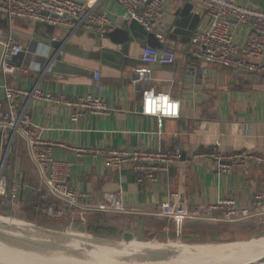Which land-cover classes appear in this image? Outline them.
<instances>
[{"label":"crops","instance_id":"0c3cea01","mask_svg":"<svg viewBox=\"0 0 264 264\" xmlns=\"http://www.w3.org/2000/svg\"><path fill=\"white\" fill-rule=\"evenodd\" d=\"M235 1L264 10V0ZM93 2L96 9L107 15L113 28L124 25V9L115 0ZM189 4L183 0H168L158 28L166 33L164 27L169 25L170 16ZM201 9L204 8L200 4L192 5V11L201 17L199 26L203 22ZM6 29H11L15 40L23 44V51L12 60L13 73L4 79L0 72V99L3 85L28 92L18 98L19 108L25 109L31 127L40 133L44 141L41 147L50 145L55 158L71 163L68 181L74 189L85 194L84 202L101 205L106 203L107 194L120 195L126 213L95 215L102 224L114 230V235L130 230L139 238L155 234L156 240L164 241L173 237L176 234L173 222L156 215L157 205L171 192H179L188 206L205 207L225 197H233L239 205L250 206L253 195L264 189L262 166L251 165L246 173L238 168L221 172L219 161L194 157V153L216 149L224 152L252 150L264 154L263 74L240 73L216 64L195 62L189 53V38L168 39L157 33H154L156 44L176 52L171 65L144 64L140 59L143 46L135 42L128 44L125 54H118L122 47L113 45L107 38L98 39L96 31L76 30L68 42L84 51L104 54L103 58L96 60L67 52L56 53L48 42L65 37L68 29L21 18L7 22L3 15H0V55L4 43L2 32ZM247 29L232 22L233 39L238 46L243 45ZM95 72L100 74L101 97L108 106L105 114H89L79 106L58 100L63 97L70 101L95 93ZM146 90L176 98L178 117L158 119L141 114ZM34 93L49 94L54 99L38 98ZM75 113L79 114L74 118ZM98 147H179L182 155L161 182L138 183L131 165L111 168L104 165L101 156L81 153L84 149ZM23 150L26 161L21 164L20 176L34 172L24 142ZM14 154L16 156L15 150ZM15 174L12 180L16 179ZM33 178L37 180L34 175ZM18 181L24 183L21 177ZM39 187L38 184L34 187L27 200H37ZM19 212L26 213L27 209L22 207ZM30 216L38 221L44 219L34 214ZM190 226L191 221L183 223L181 233L202 234L200 229ZM247 231L243 229L239 233L247 234ZM220 234L223 236V232Z\"/></svg>","mask_w":264,"mask_h":264},{"label":"built area","instance_id":"2783aa9c","mask_svg":"<svg viewBox=\"0 0 264 264\" xmlns=\"http://www.w3.org/2000/svg\"><path fill=\"white\" fill-rule=\"evenodd\" d=\"M124 9L122 20H135L146 31L158 25L168 0H115ZM190 4H200L203 17L189 39V53L195 62H206L234 70L242 69L264 75V10L248 7L235 0H183ZM0 12L7 22L21 18L31 23L41 22L68 30L96 31L99 34L113 30L107 15L96 9L93 0H0ZM201 21V17H200ZM232 22L247 27L242 46H238L232 33ZM199 26V27H198ZM4 38L0 55V72L5 79L15 71L12 60L23 51V44L16 41L11 29L2 32ZM146 65H171L176 52L169 47L145 45L140 53ZM99 72L94 73L96 92L80 96L75 100L60 102L79 106L89 114H105L108 106L101 97L103 86L99 83ZM28 92L14 90L3 85L0 99V208L13 214L23 207L21 191L24 183L12 180L9 183V151L14 138L19 137L25 144V151L35 172L39 187L38 198L31 203V210L47 220L84 225L88 218L96 214L126 213L122 199L116 192L106 195V203L101 205L84 202L85 194L69 184L71 163L54 157L51 146L42 148L44 141L38 131L31 127L25 109L19 108L18 98ZM38 98L54 99L49 94L34 93ZM140 112L144 115L175 118L179 115V101L154 90L143 93ZM81 113V112H80ZM79 113H75V118ZM12 132V137L8 133ZM41 147V148H40ZM93 157L101 156L104 165L121 168L131 165L138 183L157 184L167 175L169 169L180 161L179 147L166 148H88L81 151ZM219 161L221 172L238 168L246 173L251 165L264 167V154L252 150L224 152L218 149L206 153H194ZM14 169V168H13ZM15 172V169H14ZM4 211V212H5ZM156 215L173 222L176 233L182 231L186 221L196 220L233 224L254 220L264 230V189L257 191L250 206L239 205L233 197H225L205 207L188 206L179 192H171L157 205ZM180 226V229H179Z\"/></svg>","mask_w":264,"mask_h":264},{"label":"water","instance_id":"95a60500","mask_svg":"<svg viewBox=\"0 0 264 264\" xmlns=\"http://www.w3.org/2000/svg\"><path fill=\"white\" fill-rule=\"evenodd\" d=\"M0 15L2 13L0 12ZM6 19V18H5ZM169 25H165L164 33L161 29L158 28V25L154 26L150 31H146L139 23L135 20H131L128 23H124L123 26L115 27L113 30L104 32L102 34H97V38L101 37L107 38L113 45L121 46L122 50L118 54H125V48L131 42H135L142 46L150 45L154 47H163L161 44H156V35L163 34V38L175 39L176 36H181L189 38L192 35L193 31L196 29L198 23L200 22V16L192 11V5L186 6L183 10H179L170 16ZM7 21V19H6ZM74 33L73 30H68L65 37L60 40H51L48 42L55 52H67L78 56H84L90 59H101L104 57V54L98 55L97 53L84 51L73 44L68 42L70 35ZM156 39V40H155ZM101 61V60H100ZM237 72L246 73V70L238 69ZM9 137H12L13 133L10 131L8 133ZM1 143V137H0ZM4 161H0V166H4ZM22 161L20 158L16 157L14 154V144L13 141L10 144L9 151V166H10V180L12 181V175H14V169L16 172V179L19 180L21 177L24 181L25 187L22 192L23 201L26 202L28 195L32 192L34 187H36L37 180H34V172H25L23 176H20ZM14 168V169H13ZM2 216L8 218H16L23 220L20 212L12 213L10 210L5 211ZM25 221V220H24ZM28 224H31L39 232V235L36 234L31 243L26 242L18 236H13L10 230L0 229V241L4 242V245L8 246V252H0V264H203L207 261H214L222 257L221 252H210L205 256H196L192 259L178 261L177 256H188L189 252H182L180 250L176 251L174 248L172 250H159V249H144V250H118L116 252H82L79 249L70 248L67 250H58V249H47L39 245V237H46L50 239L53 238V234H66L76 231H86L87 225L77 224L75 222L66 223L63 230L50 229L42 227L39 224H34L28 221H25ZM180 229V226H179ZM92 235V234H91ZM202 234L199 232L184 235L180 231L176 234H173V237H168L166 240L161 241L165 244H170L171 246H176V248L185 245L192 244H210V243H220L223 242V236L220 232L209 231L208 239L202 241ZM50 236V237H49ZM52 236V237H51ZM183 237L188 239L183 241ZM59 237V236H58ZM92 238L102 240L105 242L120 244H129L134 239H139L133 231L125 230L119 234V237H114L112 239L102 238L93 236ZM155 239V234H149L148 240ZM5 240V241H4ZM195 241L194 243H191ZM160 242V241H159ZM190 242V243H187ZM54 244L59 245L60 243L57 240H54ZM200 255L199 252H196ZM260 257H253L247 260L240 261L235 264H264V254Z\"/></svg>","mask_w":264,"mask_h":264},{"label":"bare ground","instance_id":"6f19581e","mask_svg":"<svg viewBox=\"0 0 264 264\" xmlns=\"http://www.w3.org/2000/svg\"><path fill=\"white\" fill-rule=\"evenodd\" d=\"M0 229L10 230L13 236H18L26 242L31 243L33 237L39 231L31 224L26 223L24 220L8 218L0 215ZM59 236V237H58ZM50 237V236H49ZM52 237V236H51ZM53 238L39 237L38 244L47 249L67 250L70 248L79 249L82 252L96 251V252H116L118 250H144V249H159V250H180L182 252H189L188 256L176 255L178 261L192 259L196 256H205L210 252H221L222 257L214 261H207L203 264H235L243 260L253 257H260L264 254V238H251L248 241H229L210 244H192L176 248L170 244L159 242L155 239L147 240L145 242L140 239H134L129 244H116L105 242L92 238V235L86 231H76L66 234H53ZM57 240L60 244H54ZM5 241V240H4ZM0 241V252L7 253L9 248ZM172 250V251H175ZM196 252H199L197 254Z\"/></svg>","mask_w":264,"mask_h":264},{"label":"rangeland","instance_id":"374dc122","mask_svg":"<svg viewBox=\"0 0 264 264\" xmlns=\"http://www.w3.org/2000/svg\"><path fill=\"white\" fill-rule=\"evenodd\" d=\"M1 157V156H0ZM1 161V158H0ZM9 161V158H8ZM0 213L4 214V211L1 210L0 208ZM30 214H34L33 211L31 209H28L27 212H23L22 218L25 221L31 222V223H36L39 224L42 227H46L42 224H40L37 220V218H35V216H30ZM35 215V214H34ZM62 223V222H61ZM58 225H62V224H58ZM230 225V226H228ZM224 227V232H223V242H229V241H248L251 238H259V237H263L264 238V230L262 228H260V226L253 220V222H247V223H241V225L238 223L237 226H231V224H225L223 225ZM62 228H60L59 226L56 227H46V228H50V229H56V230H63L65 228V224L63 226H61ZM236 229L235 231H237V233L235 234V231L230 232L229 230L232 229ZM243 229H247V234H241L239 233L241 230ZM90 229H86V232L89 234H92L93 236H97V237H102V238H108V239H112L114 237L118 238L119 235H114L115 233L111 232V231H105V230H101V231H97L96 233L89 231ZM240 235H239V234ZM201 239L202 241H205L208 239V232H202L201 235ZM141 241L145 242L148 240V236L144 235L141 236L139 238ZM183 239H187V238H183ZM157 241H160L159 239H157ZM185 241V240H184ZM161 242V241H160ZM186 242V241H185ZM195 241L191 242L194 243ZM190 243V242H187Z\"/></svg>","mask_w":264,"mask_h":264},{"label":"trees","instance_id":"16d2710c","mask_svg":"<svg viewBox=\"0 0 264 264\" xmlns=\"http://www.w3.org/2000/svg\"><path fill=\"white\" fill-rule=\"evenodd\" d=\"M22 148H23V141L19 137L14 138V150L16 151V157L20 158L22 163H23L26 161V156H25L24 150L22 151ZM31 203L32 202L29 199L26 202H23V208L27 209V210L30 209ZM1 210L5 211V208L3 207V208H1ZM99 219H100L99 216H95V215L90 216L88 218V221L86 222L87 229H90L89 231L94 232V233H96L97 231H101V230L111 231V232L115 233L114 230H112V228L107 227L104 224H102L100 222L101 220H99ZM190 221L192 223V226H190V227L193 229H197V230L200 229L201 233L211 231V230H214L216 232H224L223 229L225 226H223V225H225V224H223V223L189 220V222ZM38 222L40 224L46 226V227L59 226L60 228H62L61 226L64 225L61 222L51 221V220H47V219H42ZM242 222H245V221L233 223V224H231V226L235 227V226H237L238 223L241 225ZM248 222H253V220H248ZM245 223H247V222H245ZM58 224H62V225H58ZM228 226H230V225H228ZM235 230L236 229L233 228L232 230H229V231L231 232V231H235Z\"/></svg>","mask_w":264,"mask_h":264}]
</instances>
